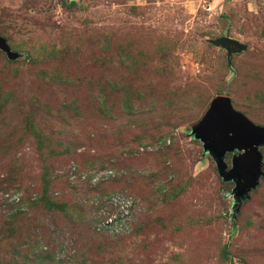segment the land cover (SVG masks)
Masks as SVG:
<instances>
[{"label":"rangeland","instance_id":"1","mask_svg":"<svg viewBox=\"0 0 264 264\" xmlns=\"http://www.w3.org/2000/svg\"><path fill=\"white\" fill-rule=\"evenodd\" d=\"M0 38V264H264V143L242 198L192 132L264 127V0H0Z\"/></svg>","mask_w":264,"mask_h":264},{"label":"water","instance_id":"2","mask_svg":"<svg viewBox=\"0 0 264 264\" xmlns=\"http://www.w3.org/2000/svg\"><path fill=\"white\" fill-rule=\"evenodd\" d=\"M211 43L227 51L240 47L227 37H220ZM0 49L8 54L1 38ZM192 132L195 139L202 142L203 150L210 151L218 160L228 151L237 153L232 169L224 171V166L218 163V170L224 180L236 178L235 195L246 197L260 173L258 147L264 143V127L254 125L236 111L229 98L217 96L211 100L202 118L193 125Z\"/></svg>","mask_w":264,"mask_h":264}]
</instances>
